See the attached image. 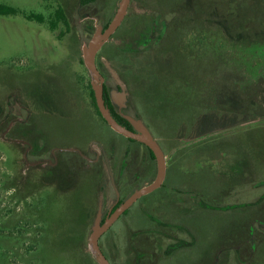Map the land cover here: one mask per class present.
Here are the masks:
<instances>
[{
	"label": "rangeland",
	"instance_id": "rangeland-1",
	"mask_svg": "<svg viewBox=\"0 0 264 264\" xmlns=\"http://www.w3.org/2000/svg\"><path fill=\"white\" fill-rule=\"evenodd\" d=\"M119 1L99 0L90 15L80 11L79 0H0V7L16 11L0 14V106L42 132L49 149L78 148L92 159L101 143L122 182L130 142L95 114L90 76L80 61L82 48L111 21ZM176 1L132 0L100 51L126 86L122 113L140 116L168 159L163 187L140 198L103 234L100 246L113 264H134L135 240L144 238L137 250L147 253L146 264H264V0H234L246 13L231 27L223 18L228 9L213 13V0H183L176 23L182 27L183 17L190 25L187 35L172 41L177 53L168 44L158 54L137 55L151 28L158 35L159 22L178 16ZM193 6L199 14L185 16ZM58 7L69 30L62 23L48 28ZM38 14L43 22L29 19ZM132 46L136 55L127 53ZM107 89L116 90L115 82ZM1 133L0 124V264H95L88 236L100 200L103 215L116 201L103 158L80 169L76 161L69 169L59 166L70 171L74 164L76 175L56 190L28 168L25 148ZM140 164L130 169L131 190L120 189L119 197L154 179L155 168L146 180L148 170ZM250 226L251 251L245 243Z\"/></svg>",
	"mask_w": 264,
	"mask_h": 264
},
{
	"label": "water",
	"instance_id": "water-1",
	"mask_svg": "<svg viewBox=\"0 0 264 264\" xmlns=\"http://www.w3.org/2000/svg\"><path fill=\"white\" fill-rule=\"evenodd\" d=\"M131 1L132 0H120L108 26L105 29L103 27L96 28L89 42L82 48V61L90 76V85L93 91L95 103L103 120L115 133L121 135L124 138L142 143L146 147H148L153 153L156 160L157 172L154 180L150 184H147L141 189L136 190L119 207H117L112 213H110L103 222L102 202L100 200L98 210L91 227V232L88 236L90 253L92 259L96 264H110V262L100 249V237L110 229V227L118 220V218L128 208H130L137 199L160 188L166 177V156L164 152L141 119H135L122 113V110L126 108V104L128 102V93L126 92V86L121 80L117 71L110 65V63L107 60L102 59V63L110 74L111 79L118 86V90H112L110 92L108 91L111 103L116 109V112H118L120 116H122L130 123L133 130H129L126 127L120 125L112 115L110 109L105 105V80L98 71L95 61L97 54L101 51L103 46L110 41L111 37L115 34V32L118 30V28L126 18ZM65 151L75 152L76 149L70 148L65 149ZM103 154L107 162V169L111 184L118 196L114 177L104 151ZM87 160L89 161V159Z\"/></svg>",
	"mask_w": 264,
	"mask_h": 264
},
{
	"label": "flooded vegetation",
	"instance_id": "flooded-vegetation-1",
	"mask_svg": "<svg viewBox=\"0 0 264 264\" xmlns=\"http://www.w3.org/2000/svg\"><path fill=\"white\" fill-rule=\"evenodd\" d=\"M132 2V1H131ZM130 7V6H129ZM129 10V9H128ZM128 14V13H127ZM127 17V16H126ZM126 19V18H125ZM124 19V20H125ZM124 22V21H123ZM109 24V23H108ZM123 24V23H122ZM121 24V25H122ZM108 26V25H107ZM162 26L163 27H165L166 26V22H162ZM121 27V26H120ZM119 27V28H120ZM163 27H161L160 26V28H163ZM119 28H118V30H119ZM166 28V27H165ZM105 29V28H104ZM117 30V31H118ZM116 31V32H117ZM116 32H115V34H116ZM152 32H153V29H152ZM114 34V35H115ZM113 35V36H114ZM112 36V37H113ZM112 37H111V39H112ZM156 35L154 36H152L151 35V37H150V39H152V41H154V40H157L156 39ZM110 39V40H111ZM107 44V43H106ZM105 44V45H106ZM104 45V46H105ZM103 46V47H104ZM102 50V49H101ZM99 54V53H98ZM97 54V56H96V66H97V69H98V71L100 72V74H101V68H100V66L98 65V55ZM101 62H102V58H100L99 59ZM81 62H82V64H83V61L82 60H80ZM84 65V64H83ZM85 70H86V68H85ZM107 70V69H106ZM86 72L88 73V71L86 70ZM118 73V72H117ZM44 75V74H43ZM42 75V76H43ZM102 75V74H101ZM120 76V75H119ZM120 78H121V76H120ZM105 80V79H104ZM121 80L123 81V79L121 78ZM113 81V80H112ZM114 82V81H113ZM105 83V85L107 86L108 85V82H104ZM124 83V82H123ZM88 85H90V82H89V84ZM87 85V86H88ZM92 90V88H91V85H90V89L88 88V91H89V98H90V103H91V94H90V91ZM116 90H118V86L116 85ZM93 92V91H92ZM108 100H109V103L112 105V103H111V100H110V98L108 97ZM127 101H128V99H127ZM106 102H107V99H106ZM105 102V105L109 108V106H108V104ZM91 106H92V104H91ZM94 109V108H93ZM110 109V108H109ZM11 112V110L9 111V112H2V113H0L1 114V129H2V138L8 143H11V144H15V145H20V146H22V147H24L25 148V153H24V160H26V163H27V165H28V168H31V169H34V170H36V171H38L39 173H40V177L44 180H46V182H47V184H49V185H52V186H54V181L55 180H58L59 182H61L62 180H67L69 177H70V175L68 174V170H66V168H68L69 169V165H70V162L72 163H75V161L77 162V163H75L76 165H78V169L80 168V164L81 163H86V162H88V163H91L92 165H94V164H97L98 163V161L100 160V158L102 157L103 158V160H104V162H105V166H106V168H107V162H106V160H105V158H104V154H103V151H104V153L106 154V152H105V150H104V148H103V145L101 144V143H98V142H96V143H98V145H100V147H101V151L100 152H96L95 151V155H94V158H88L84 153H82L78 148H72V149H76V151L75 152H67V151H65V149H70V148H59V147H55V148H52V149H49V148H47V146H46V143L45 142H42L41 141V137H43L44 135H43V133L42 132H37L36 131V129L35 128H33V126H32V124H29L28 123V121H19L18 119H11V114L12 113H10ZM94 112H95V110H94ZM120 118H122L123 120H125L127 123H128V125L129 126H124V127H126L127 129H129V130H133L132 129V126L130 125V123L126 120V119H124L122 116H120V114L118 113V112H115ZM96 114V113H95ZM97 115V114H96ZM126 115V114H125ZM98 116V115H97ZM101 116V115H100ZM129 116V115H128ZM99 117V116H98ZM115 117V116H114ZM131 117H133V118H135V119H141L140 118V116H137V115H131ZM100 119V118H99ZM103 119V118H102ZM101 120V119H100ZM117 121V120H116ZM101 122H103L102 120H101ZM104 123V122H103ZM106 123V122H105ZM144 123V122H143ZM145 124V123H144ZM106 125H107V123H106ZM108 126V125H107ZM123 126V125H122ZM146 126V125H145ZM109 127V126H108ZM147 127V126H146ZM110 128V127H109ZM148 128V127H147ZM149 130V129H148ZM114 132V131H113ZM115 133V132H114ZM151 133V132H150ZM117 134V133H116ZM119 135V134H118ZM119 136H121V135H119ZM122 137V136H121ZM124 138V137H123ZM125 139H127V138H125ZM156 139V138H155ZM130 143H129V145L126 147V150H125V153H124V158H123V161L121 162V166H120V176H121V179H122V182H120V180H116L115 178H114V181H115V185H116V188H117V191H118V196H117V194H116V192H115V190H114V188H113V190H114V192H115V195H116V201H115V203L108 209V211L106 212V214L105 215H103V217H102V222L106 219V217L110 214V213H112L117 207H119L128 197H130L136 190H138V189H141L142 187H144V186H146L147 185V183H145V185L144 186H142V187H139L138 189H136V190H134L130 195H128L127 197H125V198H121V197H119L120 196V194H122V192H120V189H121V191H124V189H127L128 188V186H129V180L131 179V177H132V175L129 173L130 172V169L132 168V166L133 165H135L136 163H138V164H140L139 166H142V168L144 169V170H148V176H147V179L146 180H149V178L153 175V171H154V168H155V176H156V172H157V165H156V160H155V158L152 160L151 159V157H150V149L148 148V147H146L144 144H142V143H139V142H137V141H134V140H130V139H127ZM156 141L158 142V144H159V141L156 139ZM94 143V142H93ZM160 145V144H159ZM161 147V146H160ZM90 149H91V146H90ZM162 149V148H161ZM163 151V150H162ZM152 153V152H151ZM67 154H69V155H67ZM153 154V153H152ZM77 156H79V157H81L82 159H83V161L82 162H78V158H77ZM154 156V155H153ZM32 158L31 159V161L30 162H27V159L28 158ZM107 157V156H106ZM139 157L141 158L140 160H139ZM87 159H89V161L87 160ZM108 159V158H107ZM80 161V160H79ZM167 161H168V159H166V175H167V171H168V169H167ZM108 163H109V165H110V169H111V164H110V161L108 160ZM66 167V168H64L65 170H61V169H59L60 167ZM60 166V167H59ZM73 166H74V164H73ZM74 169H75V166H74ZM111 171H112V169H111ZM132 171V170H131ZM63 172L65 173V174H63ZM107 172H108V169H107ZM109 174V173H108ZM112 174H113V172H112ZM57 176V177H56ZM155 176H154V178H155ZM113 177H114V175H113ZM21 178L23 179V177L21 176ZM154 180V179H153ZM153 180H151L150 179V181L152 182ZM52 182V183H51ZM143 182H145V181H143ZM150 182V183H151ZM164 182H165V180H164ZM164 182H163V184L161 185V187L160 188H162L163 187V185H164ZM149 183V184H150ZM138 185H140V184H136V186H138ZM123 186V187H122ZM113 187V186H112ZM129 188H130V186H129ZM160 188H158V189H160ZM128 190V189H127ZM127 190H125V191H127ZM129 190H131V189H129ZM128 190V191H129ZM157 190V189H156ZM154 192V191H153ZM152 193V192H151ZM151 193H149V194H151ZM149 194H147V195H149ZM147 195H145V196H147ZM142 197H144V196H142ZM142 197H140V198H142ZM139 198V199H140ZM139 199H137L136 201H135V203L139 200ZM134 203V204H135ZM133 204V205H134ZM132 205V206H133ZM131 206V207H132ZM130 207V208H131ZM130 208H128L122 215H124ZM121 215V216H122ZM120 216V217H121ZM119 217V218H120ZM119 218H118V220H119ZM117 220V221H118ZM116 221V222H117ZM114 223L111 227H110V229L111 228H113L117 223ZM109 229V230H110ZM108 230V231H109ZM151 230H153V229H151ZM107 231V232H108ZM106 232V233H107ZM151 231L149 230L148 232H146V233H150ZM106 233H104V234H106ZM138 234H144V232H137ZM145 233V234H146ZM152 233V232H151ZM150 233V234H151ZM103 236V235H102ZM102 236L100 237V239L102 238ZM100 239H99V245H100ZM147 238H144V240H141V239H136L135 240V242L137 243V244H139L138 243V241H142L143 243L142 244H144L145 242V240H146ZM179 247V245L177 244V242H176V245L174 246V248H176V247ZM100 249H101V246H100ZM167 249V248H166ZM135 250H136V246L134 247V252H135ZM176 250V249H175ZM101 251H102V249H101ZM166 251V250H165ZM170 252H173V251H169V252H164V254H167V255H169L170 254ZM103 253V252H102ZM104 254V253H103ZM106 257V256H105ZM144 254H143V257L141 258H137V255H135V262H134V264H146V263H148L149 261H151V260H149L148 261V258L147 259H144ZM107 258V257H106ZM108 259V261L110 262V264H113L112 262V260H110L109 258H107ZM144 259V260H143ZM96 264V263H95Z\"/></svg>",
	"mask_w": 264,
	"mask_h": 264
},
{
	"label": "trees",
	"instance_id": "trees-1",
	"mask_svg": "<svg viewBox=\"0 0 264 264\" xmlns=\"http://www.w3.org/2000/svg\"><path fill=\"white\" fill-rule=\"evenodd\" d=\"M98 1L99 0H79V9H80L81 12L89 11V14L90 15H94L95 13H94V9H92V7ZM178 1H180V2H178ZM178 1H176V5H175V6H177V15L178 16L177 17H173V20H170V21H162V22H166V26H165L166 28L162 26V22H159V26H161L163 28H159L158 35H156L157 36L156 37L157 40L152 41V39H150V37H147V38H145L143 40H140L139 44L137 45L138 52H136V53H139L137 55H140V56H142V55L143 56H147L148 55V56H150L149 52H151L152 50H153V53L158 54V52H160L164 48H166L168 44L170 46H168L167 49L168 48H171V49L174 48L175 53H177L176 52L177 51V47H175V45L172 44V41L175 38H179V36L182 35V34H184V33H185V35H187L189 32L188 31L185 32V30H187V26L190 25L189 22L187 23V22H185L183 20L184 19L183 17L181 18V21L180 22H183L185 24H183L182 27H179V24L176 23L178 17H181L182 16V13H181L182 6L183 5L184 6L186 5L183 0L182 1L181 0H178ZM197 6H198V3H197ZM186 7H188V6H186ZM189 9H191V10L185 16H190L191 14H194V15L199 14L198 11H197V8L195 6H193L192 8L189 7ZM212 9H213L212 10L213 13H216V12L217 13L224 12V11H227V9H228V12H227L228 13L227 14L228 16H223V18L226 19V21L228 22V24H229L230 27L234 23H236V18H237V16H239V14L242 11H244L246 13V11L244 10L245 9L244 6H242L241 3H235L234 0H226L225 3H224V0H213ZM190 12H191V14H190ZM15 13H16V11L13 10L12 8L2 7V6L0 7V14H15ZM173 13H175V11L170 10L169 12H167V14H173ZM203 13H206V10L205 9H203ZM31 18L37 20L40 23L43 22V17L40 14H38V15H30L29 16V19H31ZM159 20H163V19H159ZM249 21H250V19L247 21V23H249ZM60 23H62L67 28V30H69L70 25L67 22V19H66L64 10L61 7H58L52 14L49 15L48 28L51 31H53V30L56 29V27ZM192 23L193 22H191V24ZM107 25H108V23H106L103 26V28H106ZM152 26H153V24H152ZM86 29L89 30V31H91L93 29V27H92V25H90V27H87ZM150 35H152V28L150 29ZM107 45H108V43L102 48V50ZM134 50L135 49L132 46V48H130L129 50H127V53L128 54L135 53V52H133ZM166 50H164V51H166ZM136 53H135V55H136ZM98 55H99L98 56L99 59L103 57V54L101 52H99ZM99 59H98V65L101 68V74L104 77L105 81L106 82H109V81L112 80L111 77H110V74L108 73V71L106 70L105 66L103 65V63ZM105 60H107L110 63V65L113 67V65H112V59L111 58H109L107 56ZM129 60L130 59H127V60H124V61L125 62H128ZM88 88L90 89V85H88ZM90 94H91V104H92V107L95 110V113L105 123V121L102 119V117L100 116V113H99V111L97 109V106H96V103H95V99H94V95H93L92 90L90 91ZM108 97H109L108 89H107V86L105 85L104 86V100L106 102V99H107V102L106 103L108 104L112 115L115 116V119L118 121V123L120 125H123V126H126V127L129 126L128 123L125 120H123L122 118H120L115 113L116 111L113 108V106L109 103ZM3 111H4V107L3 106H0V113H2ZM1 117L2 116L0 114V124H1ZM67 155H69V154H67ZM150 157H151L152 160L154 159V156H153V154L151 152H150ZM77 158H78V162H82L83 161V159L81 157L77 156ZM71 167H72V170H70L69 171L70 173L68 172V174L70 175V177H74V175H76V170L74 169L73 164H72ZM65 173L63 172V174H65ZM58 184H60V182L58 180H55L54 181V186H55L56 190H62L61 186L58 185ZM47 185H49V184H47ZM253 232L254 231H253L252 227L251 226L248 227V234H247V237H245V239H246L245 240V243L249 247V250L250 251L252 249H254V240H252V237H254ZM138 243H139L138 245H141L142 246V243L143 242L142 241L141 242L138 241ZM138 245H137L136 250H135V255H137V258H140V257L142 258L143 257V254H144V256H145L144 259H147L148 258L147 257V253H145V252H142L141 253V250H137L138 248H140ZM101 249H102V252L104 253V255L107 258H109L108 255H106L104 249L103 248H101Z\"/></svg>",
	"mask_w": 264,
	"mask_h": 264
}]
</instances>
